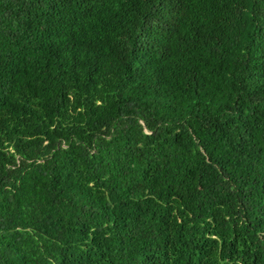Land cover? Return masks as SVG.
I'll use <instances>...</instances> for the list:
<instances>
[{
    "label": "trees",
    "instance_id": "obj_1",
    "mask_svg": "<svg viewBox=\"0 0 264 264\" xmlns=\"http://www.w3.org/2000/svg\"><path fill=\"white\" fill-rule=\"evenodd\" d=\"M0 264H264V0H0Z\"/></svg>",
    "mask_w": 264,
    "mask_h": 264
}]
</instances>
